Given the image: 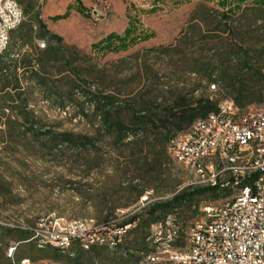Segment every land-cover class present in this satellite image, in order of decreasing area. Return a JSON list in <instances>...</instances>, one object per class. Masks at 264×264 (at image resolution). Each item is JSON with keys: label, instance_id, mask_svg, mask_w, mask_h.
I'll return each instance as SVG.
<instances>
[{"label": "rangeland", "instance_id": "obj_1", "mask_svg": "<svg viewBox=\"0 0 264 264\" xmlns=\"http://www.w3.org/2000/svg\"><path fill=\"white\" fill-rule=\"evenodd\" d=\"M70 1L20 0L24 21L11 33L8 49L0 56V60H13L11 66H16L15 74L19 77L16 89L13 77L8 79L10 85L6 88L2 87L3 80L0 81V264L7 263L6 250L15 243L16 256L32 261L69 264V259L80 255L82 264H138L146 245L135 237L134 230L148 236L150 226L167 213L151 215L149 208L171 200L176 194L196 189L187 185L193 181L191 174L170 157L167 148L161 156L162 183L154 185L147 177L127 171V160L123 158L127 152L122 154V149H113L103 136L95 109L88 105V100L90 94L103 91L114 92L120 98L131 93L129 97L134 98L149 86L164 83L170 72L169 57L151 48L185 49L179 44L185 32L197 44L195 49L210 48L212 43H207L204 37L213 35L212 29L224 28L219 8L212 3L183 0H163L154 6L141 5L137 0H81L88 17L72 12L67 19L52 22L49 18L63 13ZM251 3L247 0L245 5ZM127 16L135 18L140 29L153 32L154 38L124 53L103 56L90 49L92 42L107 33H121L127 25ZM36 18L50 33L60 36L69 50L64 56L55 55L47 65V73H40L48 80L46 86L30 80L29 71L25 73L22 68L23 62H31L38 69L36 63L40 58L35 40L48 43V35ZM60 68L64 73L58 72ZM189 80L197 82L195 75ZM199 94L200 91L188 98ZM205 95L217 103L231 100L218 84ZM261 103L253 102L245 107H259ZM63 133L86 135L92 145L81 150L60 143ZM134 185L138 186L137 191L152 188L154 202L136 214L139 219L122 234L121 242L113 248L103 246L109 254L105 253L102 258L89 260L91 254L79 245H75V255H64L53 248L39 249L33 242H26L29 232L27 236L18 230L23 229V224H32L52 214L81 219L88 226L92 222L108 223L109 228L115 229L132 217L121 210L138 198L135 191L128 205L124 200ZM180 187L183 188L177 192ZM229 188L219 193H195L187 198L177 215L183 227L192 226L200 219L202 206L231 196L233 190ZM118 245L123 248L121 252L128 248V253L113 258L111 255Z\"/></svg>", "mask_w": 264, "mask_h": 264}, {"label": "trees", "instance_id": "obj_2", "mask_svg": "<svg viewBox=\"0 0 264 264\" xmlns=\"http://www.w3.org/2000/svg\"><path fill=\"white\" fill-rule=\"evenodd\" d=\"M162 1L152 0L151 5L154 6ZM183 1L212 3L221 11L224 28L212 29L210 31L215 33L204 37L207 43H212V46L195 49L197 44L188 37V32H185L183 40L179 41L185 49L179 50L177 46L151 48V51L161 52L169 57L170 72L167 73L164 83L158 86L151 85L145 92L137 93L134 97L137 100L129 97L131 93L120 98L114 92L104 93V91L97 95L90 94L88 100V105L95 109V117H98L99 125L104 132L103 136L109 140L113 149H122V154L127 152L123 155L127 160V171L132 170L138 177H147L154 185L163 182L161 156L165 153L170 140L197 119L217 110L218 103L205 95L210 85L216 87L218 84L220 89L226 91L229 99L240 108L253 102H262L264 99V0H251L250 5H245L247 0ZM72 12L88 17L82 1L71 0L63 13L55 14L49 19L52 22L64 20ZM36 20L39 27L48 35V43L42 50L36 47V53L40 58L36 63L38 69L31 62H23L22 68L25 73L29 71L30 80L46 86L48 80L40 73H47V65L53 61L55 55L61 53L64 56L69 50L62 44L60 36L50 33L39 18ZM192 20H196V17ZM31 27L29 31H32ZM152 38H154L153 32L140 29L135 18L127 16V25L121 33H107L92 42L90 49L103 56L124 53ZM174 58L177 59L173 60ZM12 61V59L0 60V81L3 80V88L10 85L8 79L11 77L16 82L14 89L18 87L19 77L15 74L17 68L11 66ZM68 64L70 65L69 62ZM58 72L64 73L61 68ZM192 75H195L197 82L189 80ZM187 87H191L190 90H187ZM198 91L200 94L196 98H188ZM60 138V143L81 150H87L92 145L90 138L82 134L63 133ZM124 147L127 150H123ZM137 187L135 185L130 187V194L124 198L126 205L131 201L133 192L136 191V198L141 194L142 190L137 191ZM123 189L121 190L125 191L126 188ZM208 191L219 193L225 189L196 188L189 193L182 192L169 201L151 206L149 213L154 215L167 212L166 214L178 215L187 198L195 193ZM137 219H139L138 215H133L125 223H133ZM134 232L135 237H139L145 247L147 234L143 235L137 229ZM24 233L28 236L27 232ZM122 249V246L118 245L111 256L117 258L122 257L118 254L128 253V248L121 252ZM108 252L103 246H94L85 253L91 254L89 260L93 261L94 257L102 258ZM80 257L79 255L69 259V264H82L79 262Z\"/></svg>", "mask_w": 264, "mask_h": 264}, {"label": "built area", "instance_id": "obj_3", "mask_svg": "<svg viewBox=\"0 0 264 264\" xmlns=\"http://www.w3.org/2000/svg\"><path fill=\"white\" fill-rule=\"evenodd\" d=\"M141 5H151L152 0H137ZM20 0H0V43L6 40V30H12L15 22L24 21ZM38 49L46 47L43 40H35ZM170 157L187 171H199V175L212 176V183L190 188H223L235 185L238 178H253V188L242 196H228L209 208L200 209V219L184 228L176 213L171 223L163 218L149 229H167L176 241L187 245L186 253L157 250L151 253L149 264H264V99L259 107L240 108L231 103H218L217 110L194 121L186 130L172 138L167 147ZM222 161H247L251 172L233 173L222 168ZM183 187L178 188L179 192ZM154 191L142 190L136 201L122 213L136 215L150 204L142 202V195ZM225 200H234L232 209H224ZM125 217V216H123ZM134 223V222H133ZM133 223H121L115 229L107 224L92 222L89 226L80 223H54L35 221L23 224V232L33 236L43 234L50 242L70 241L71 252L75 245H87V251L102 242H111L113 236H122ZM14 227L15 226H11ZM10 245L5 253L9 264ZM24 264H57L52 260L29 261Z\"/></svg>", "mask_w": 264, "mask_h": 264}, {"label": "bare ground", "instance_id": "obj_4", "mask_svg": "<svg viewBox=\"0 0 264 264\" xmlns=\"http://www.w3.org/2000/svg\"><path fill=\"white\" fill-rule=\"evenodd\" d=\"M22 22H15L12 26V30H6V40H2L0 43V56L3 55L9 46L11 33L17 29ZM215 85H210L209 89H215ZM223 103H231V100L223 101ZM222 168L229 169L233 173L251 172V164L247 161H222ZM192 176V183L198 185V187H206L207 184L212 183V176L199 175V171H188ZM230 187L233 190L231 196H242L245 191L253 188V178H238L235 185H224L223 188ZM220 188V189H223ZM229 188V189H230ZM142 202L144 204H151L154 202L153 191L147 192L146 195H142ZM211 204H206L200 209L209 208ZM234 207V200H225L224 209H232ZM173 214V213H170ZM38 221H53L54 223H80L82 226H88V222L81 219H67L62 216H56L52 214L46 218H41ZM172 215H165L163 217V223H171ZM126 231H122V234ZM123 236V235H122ZM121 236H114L111 242H102L96 246H106L113 248L119 242H121ZM26 242H33L37 248H53L61 254L73 255L70 249V241H58L50 242L49 238H46L43 234H36L33 236L30 233V238ZM80 249L87 251V245H79ZM15 248H11L9 253V264H24V258H18L15 254ZM168 249V251H178L179 253L187 252V245L181 241H176L174 235H167V229L152 230L149 232L146 238V249L142 254V257L138 264H149V257L151 253L157 250ZM29 261H32L28 258Z\"/></svg>", "mask_w": 264, "mask_h": 264}]
</instances>
